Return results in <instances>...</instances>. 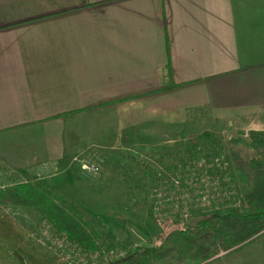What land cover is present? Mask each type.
Returning a JSON list of instances; mask_svg holds the SVG:
<instances>
[{
    "label": "crops",
    "instance_id": "0c3cea01",
    "mask_svg": "<svg viewBox=\"0 0 264 264\" xmlns=\"http://www.w3.org/2000/svg\"><path fill=\"white\" fill-rule=\"evenodd\" d=\"M202 127L264 129V0H0V186ZM253 236L205 264H264Z\"/></svg>",
    "mask_w": 264,
    "mask_h": 264
},
{
    "label": "rangeland",
    "instance_id": "374dc122",
    "mask_svg": "<svg viewBox=\"0 0 264 264\" xmlns=\"http://www.w3.org/2000/svg\"><path fill=\"white\" fill-rule=\"evenodd\" d=\"M237 132L230 127L222 130L204 127L177 130L168 139L167 136L165 139L150 142L140 149H134V146L124 151L115 149L111 153L113 155L107 156L103 165L100 164L101 160L88 158L82 153L65 166L61 165L53 179H45L44 182L54 190L59 203L66 207L72 205L78 214L91 221L92 228L111 240L122 242L128 248L153 245L163 240L170 230L189 220L184 219L182 209H176L182 198L177 194L183 188H187L191 196L203 205L192 208L191 214L194 210H201L204 214L199 216L213 215L228 221L229 231H236L241 236L252 234L246 235L247 238L238 243L242 244L247 239H254L256 236L253 235L264 229L263 216H237L234 212L237 205L233 203L238 192L235 183L226 174L222 178L217 171L203 165L208 160L201 159L199 162V157L191 154L194 148H188L193 135L199 140L197 148L207 150L206 152L212 151L211 141L215 137H219L227 147L228 139ZM194 169L199 174L194 173ZM203 173L218 181L216 188L219 186L221 189L218 195L209 178L204 180ZM176 178H180L181 184L174 183ZM159 184L177 193L173 198L175 204L166 208L167 215L164 216L155 207L154 189ZM6 186L15 203L9 209L12 216L28 230L31 237L39 235L41 239L38 241L42 240V247L53 252L55 256H67L77 264H102L112 252L111 250L108 253L109 241L102 238V253L97 252L89 260L76 244L64 242L54 235L51 226L43 217L42 207L30 206L18 188L14 185ZM230 190L234 191V196L225 199L224 191ZM215 245L219 253L233 248L224 249L223 240ZM119 246L117 243V247ZM120 247L116 249L120 250ZM230 257L232 259L234 255ZM230 257L219 258L210 264L230 263Z\"/></svg>",
    "mask_w": 264,
    "mask_h": 264
},
{
    "label": "trees",
    "instance_id": "16d2710c",
    "mask_svg": "<svg viewBox=\"0 0 264 264\" xmlns=\"http://www.w3.org/2000/svg\"><path fill=\"white\" fill-rule=\"evenodd\" d=\"M170 71L171 68L169 73ZM164 87L166 86H155L136 93L110 97L83 110L69 111L68 114L102 109L120 99L132 98ZM189 141L188 148H194L191 154L204 156L207 160L224 153L228 163L219 172L222 178L226 174L238 188L237 198L233 200L237 205L234 207L236 215L241 218L261 215L264 218V129L237 132L228 139L227 147L219 137H215L211 141L213 149L210 152L197 148V136H191ZM15 181H21L20 177L9 175L5 183ZM16 187L21 190L30 206L43 208V217L54 235L64 242L76 244L89 260L97 252L102 253L101 239L108 240V253L112 252L102 264H205L209 258L219 253L215 245L219 240H223L224 249H229L247 238L246 235H252L247 233L241 236L236 231H229L228 221L204 215L193 226L188 225V220L173 228L163 240L153 245L128 248L122 242L111 240L92 228L91 221L78 214L72 205L66 207L59 203L54 190L44 181H22ZM13 201L8 189L0 186V264H77L67 256H55L50 250L44 249L42 240L38 241L41 239L39 235L31 237L28 230L11 214L9 209ZM200 214L204 213L201 210L192 212L193 216ZM262 225L264 226V220ZM117 243L121 246L120 250L116 249L119 248Z\"/></svg>",
    "mask_w": 264,
    "mask_h": 264
},
{
    "label": "built area",
    "instance_id": "2783aa9c",
    "mask_svg": "<svg viewBox=\"0 0 264 264\" xmlns=\"http://www.w3.org/2000/svg\"><path fill=\"white\" fill-rule=\"evenodd\" d=\"M199 157V162L201 161V159L207 161L206 157L204 156H196ZM227 161L225 160V156L223 154L218 155L216 157H211L210 160H208L205 164L206 167L212 168L213 171H217L218 175L221 177V172H219L220 170H224L227 166ZM202 165V166H203ZM196 168V165H195ZM197 169H194V173L199 174L197 171ZM202 176L204 177V180H206V178H209V175L206 173H203ZM209 181L213 183L214 188H215V193L218 195L221 191V189H219V186L216 188V184H217V180H214L213 178H209ZM178 183L181 184V180L180 178H176L174 179V183ZM154 194H155V207L157 210H159V214L163 216L167 215L166 214V208L173 206L175 204V202L173 201V198L176 197L175 195L177 194L176 191H170L167 189V187H165L162 184H159L158 186L155 187L154 189ZM181 195V201H178V206L176 207L177 210L182 209V215L183 217H185L184 219L188 220L191 218V209L192 208H199L202 205V203L200 201L195 200L190 192L188 191L187 188H183L178 194ZM234 196V191L230 190V191H224V197L225 199H230ZM199 197V196H198ZM190 210V212H189ZM46 241H44L45 243Z\"/></svg>",
    "mask_w": 264,
    "mask_h": 264
},
{
    "label": "water",
    "instance_id": "95a60500",
    "mask_svg": "<svg viewBox=\"0 0 264 264\" xmlns=\"http://www.w3.org/2000/svg\"><path fill=\"white\" fill-rule=\"evenodd\" d=\"M204 216H193L189 219L188 225L193 226L197 221L202 220Z\"/></svg>",
    "mask_w": 264,
    "mask_h": 264
}]
</instances>
